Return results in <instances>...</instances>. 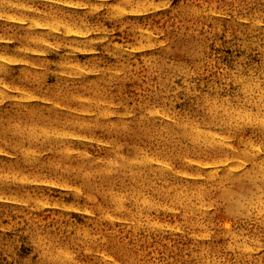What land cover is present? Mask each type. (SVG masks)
Segmentation results:
<instances>
[{"label": "rangeland", "instance_id": "374dc122", "mask_svg": "<svg viewBox=\"0 0 264 264\" xmlns=\"http://www.w3.org/2000/svg\"><path fill=\"white\" fill-rule=\"evenodd\" d=\"M263 104L264 0H0V264H264Z\"/></svg>", "mask_w": 264, "mask_h": 264}, {"label": "bare ground", "instance_id": "6f19581e", "mask_svg": "<svg viewBox=\"0 0 264 264\" xmlns=\"http://www.w3.org/2000/svg\"><path fill=\"white\" fill-rule=\"evenodd\" d=\"M264 105V104H263ZM136 250V249H135ZM137 254V253H136Z\"/></svg>", "mask_w": 264, "mask_h": 264}]
</instances>
